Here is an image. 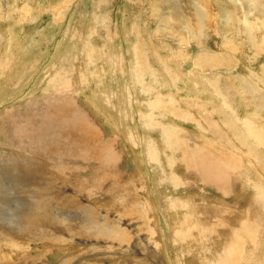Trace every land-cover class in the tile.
Returning <instances> with one entry per match:
<instances>
[{"label":"rangeland","instance_id":"rangeland-1","mask_svg":"<svg viewBox=\"0 0 264 264\" xmlns=\"http://www.w3.org/2000/svg\"><path fill=\"white\" fill-rule=\"evenodd\" d=\"M263 24L264 0H0V264L1 257L9 264H118L102 256L106 245L119 242L98 235L101 224L90 221L89 237L75 231L83 229V216L129 227L122 244L133 245L120 256L125 264H140L148 255L160 258L159 264H165L164 255L167 264H198L200 239L186 248L175 245L173 220L186 226L200 217L186 231L197 236L200 227L217 231L201 219L226 213L258 223L255 241L248 242L247 233L234 240L251 251L250 261L241 264H264V201L257 191L264 185ZM201 53L221 57L213 64L197 62ZM137 64L148 70L145 76L137 75ZM146 83L152 92L145 91ZM219 88L223 97L215 92ZM150 93L163 94L164 104L173 95L200 121L177 118L166 108L159 112L149 104ZM227 96L238 116L255 121H247L248 131L225 109ZM72 104L82 112L80 120L64 108ZM153 113L159 125L178 122L190 143L206 149L190 165L177 148L174 169L185 181L178 187L163 180L162 165L148 158L152 137L167 152L162 164L171 171L166 161L173 154L164 147L160 126L143 117ZM73 118L85 123L82 129H72ZM259 126L262 137L251 145ZM68 133L85 141L75 147ZM238 160L239 169L233 166ZM212 163L230 168L215 185L201 166L212 169ZM179 198L193 203L188 212L195 215H185ZM161 234L164 247L155 244ZM221 236L228 241V233Z\"/></svg>","mask_w":264,"mask_h":264},{"label":"bare ground","instance_id":"bare-ground-1","mask_svg":"<svg viewBox=\"0 0 264 264\" xmlns=\"http://www.w3.org/2000/svg\"><path fill=\"white\" fill-rule=\"evenodd\" d=\"M96 18V17H95ZM200 18H201V20H202V18H203V15H201L200 16ZM200 21V20H199ZM250 23V22H249ZM264 25V24H263ZM249 26H251V25H249ZM252 28V27H251ZM263 40V39H262ZM252 41H256V40H252ZM90 49V51L92 52V51H94L93 50V46L91 47V46H88ZM135 52V51H134ZM141 52V51H140ZM89 53V52H88ZM142 53V52H141ZM93 54V53H92ZM91 55V54H90ZM215 56H219V54H211L210 55V53H201L199 56H198V58H197V62L198 61H207V62H209V63H211V64H213L214 62H215V60H216V58H215ZM219 57H221V56H219ZM12 58H13V56H12ZM93 58V57H92ZM142 58V57H141ZM8 59V58H7ZM93 60V59H92ZM91 60V61H92ZM137 60V62L138 63H140V61H139V58H137L136 59ZM224 60H226V59H224ZM94 62V61H93ZM196 61H195V63H197ZM5 63V62H4ZM3 63V64H4ZM37 64V63H36ZM5 65L6 66H4L5 68L6 67H8L9 66V62H7V63H5ZM135 65H136V63H135ZM141 65L142 64H140V65H138L137 64V66H140V69L137 71L138 72V74L137 75H139V77H143V76H145L147 73H148V70L147 69H145L144 67L143 68H141ZM198 65V64H197ZM95 68V67H94ZM152 69V68H151ZM135 70V69H134ZM9 71V70H8ZM91 71H93V70H91ZM136 72V73H137ZM67 73V72H66ZM94 73H95V70H94ZM93 74V73H92ZM135 74V73H134ZM152 74V73H151ZM153 75V74H152ZM176 75V74H175ZM135 76V75H134ZM174 76V75H173ZM175 78V77H174ZM10 79V78H9ZM217 79V78H216ZM215 79V80H216ZM173 80H175V79H173ZM212 80V79H211ZM155 82H157V80H156V77H155V80H154ZM214 81V80H213ZM65 83H68V79L66 80V82ZM214 83H217V82H213V84ZM151 84V83H150ZM150 84H148V83H146V85H149V86H147L146 87V85L144 86L145 87V91H149V92H152V87L153 86H151ZM212 84V85H213ZM4 88V87H3ZM216 91V94L218 95V96H221V97H223V94H224V92H222L221 90H220V88L219 89H215ZM171 91V90H170ZM157 92V91H156ZM150 94H152V98L151 99H153L152 100V102L151 103H149L150 104V106H154L155 108H157V110L159 111V112H163L162 111V108H163V110H165L164 108H166V109H169V112L170 113H172L175 117H177V118H180V119H185V121H191L192 119V121H200L199 120V118L198 117H200V115L198 114V112H196L195 113V115H194V113H193V110H188L189 111V113H188V111L187 110H185V109H183L182 108V103H180L181 101H178L176 98H174V96L172 95L171 97L169 96V99L168 100H166V104H164V95L162 94H153V93H150ZM106 97L108 98V99H110V97L106 94ZM166 97V96H165ZM220 97V98H221ZM227 98H228V96L227 97H225L224 98V101H223V103H224V105H225V109H228L229 111H231L233 114H232V116L234 115L235 117H236V119L238 120V121H240V122H238V121H236L237 123H239L240 125H243V128H245V130L246 131H248V125H247V121L248 120H251V121H253V122H255L254 120H252L251 118H250V116H246L245 118H241L240 116H238L237 114H236V111H234L235 109H233V107H232V105H231V103H230V101L229 100H227ZM229 99V98H228ZM111 100V99H110ZM110 102V101H109ZM70 103V101L67 103V104H69ZM75 104V103H74ZM74 104H72L71 105V107L69 108V107H67V106H65L64 108H66V109H68V110H70V111H72V112H76V114L78 115V117L77 118H75V119H79L80 120V118L83 116L82 115V112L81 111H79L78 109L76 110V107L74 106ZM146 105V104H145ZM198 106H201V105H199L198 104ZM99 108V107H98ZM151 108H153V107H151ZM183 110V111H181V110ZM143 110V109H142ZM152 110V109H151ZM201 109H199V111H200ZM205 110V109H204ZM203 110V111H204ZM209 110L210 109H207L206 108V111H208L209 112ZM101 111V110H100ZM166 111V110H165ZM102 112H104V111H102ZM146 112V111H145ZM144 112V113H145ZM148 113H150V112H148ZM210 113V112H209ZM142 114V113H141ZM154 115H157L156 113H153V114H147V115H144L143 117L145 118V120H146V122H147V119L148 118H150V120L147 122L148 123V125L149 126H151V127H158L159 128V126H160V129H161V133L163 134V139L165 140V144L162 142L163 140H161V142L164 144V147L168 150H170V151H172L171 152V154H173V155H169V158H168V161H166V162H168L169 163V165L171 166V171L170 170H168V169H166L164 166H163V164H162V159H161V154L163 155L164 153H166V155H167V152H165V151H162V150H160V149H158V146L156 145V143H155V141L152 139V137H151V139H148V146H147V153H148V158H150V160H152V161H154L155 163H158V164H160V165H162V168H163V180H166V181H168L170 184H172L173 186L175 185V186H177V185H182V184H184L185 183V181H184V179L180 176V174H178V171L176 170V169H174V163H175V161L174 160H176V159H178L177 158V156H176V151H179V150H181V149H177V148H180V147H182L183 149L181 150V153H182V157H183V159H182V157H180L183 161H185V162H189L190 163V165H191V163H192V158L194 157V156H196V153L198 152V150L199 151H201V152H204V151H206V149H205V147H203V146H200L198 143H190V142H192V140L190 141V139H188V138H185L184 137V135L183 134H181V128H180V126L178 125V122H176V121H173L169 126H170V128H169V126H167V124H162V125H159L157 122H159L160 120L158 119V115L155 117V118H153V116ZM160 115H162L161 113H160ZM231 115V114H230ZM195 116V117H194ZM197 116V117H196ZM233 116V117H234ZM74 117V116H73ZM112 117V116H111ZM143 117H142V119H143ZM162 117H163V115H162ZM232 117V118H233ZM234 117V118H235ZM86 119H87V117H86ZM235 119V120H236ZM83 120H84V117H83ZM77 121V120H76ZM264 121V120H263ZM86 122H88L89 123V121L88 120H86ZM82 124H85V123H80V122H77V123H75L74 122V118H73V125H71V127H72V129L73 130H75L76 128H78V127H80ZM144 125H146L145 124V122H144ZM181 125V124H180ZM263 125H264V122H263ZM177 126V127H176ZM178 126H179V128L180 129H178ZM146 127V126H145ZM147 128V127H146ZM201 128L202 129H204V127L202 126V124H201ZM228 128H230V127H228ZM81 129H82V126H81ZM84 129V128H83ZM225 129V128H224ZM261 129H263V127L262 126H259V128H257V129H255V132L257 133V136H256V139H248V141H250V144L252 145V144H254V143H256V141H258V140H260L261 139V137H262V132H261ZM184 130V129H183ZM80 131V130H79ZM244 132V131H243ZM131 133V132H130ZM134 133V132H133ZM230 133H231V131H230ZM135 134V133H134ZM130 135V134H129ZM235 135V134H234ZM66 137H69L70 139H71V141H70V143L71 144H73L75 147H78V145L80 144V143H82V142H84L85 141V139L83 140L82 138L80 139L77 135H76V133H68V136H66ZM137 138V137H136ZM134 139H135V137H134ZM162 139V138H161ZM136 140V139H135ZM190 141V142H189ZM138 143V142H137ZM157 144H159V143H157ZM177 144H181V145H184V146H178V147H176V145ZM192 144V145H191ZM217 144V143H216ZM160 145V144H159ZM175 145V146H174ZM196 145V146H195ZM165 148H164V150H165ZM169 151V152H170ZM249 153V152H248ZM165 155V154H164ZM249 157L251 156L250 155V153L249 154H247ZM165 158H167V157H165ZM257 160H258V158H257ZM250 161V160H249ZM31 162V161H30ZM250 163H251V165H252V167H254L257 171H259V172H261L262 171V169H261V167H259L258 166V163H257V161H255V162H251L250 161ZM154 164V163H153ZM198 164V163H197ZM200 164H203V163H200ZM192 165H193V163H192ZM227 165V164H226ZM226 165H222L221 166V168H216L215 167V165L212 163V166H213V168L212 169H210V168H208L206 165H205V167H204V165H201V166H203V168L206 170L205 172H207V170H208V172H210V176H208V177H206V179H205V175L204 176H202L206 181H209V182H211V184H213V185H215L216 184V182L218 181V180H222V179H224L225 178V176H226V174H228L229 173V171H230V168L229 167H227ZM234 168H241L242 166H243V162H242V160H238V161H235L234 162ZM197 167H199V166H197ZM169 168V167H168ZM63 169L64 168H62V174H63ZM263 170H264V168H263ZM34 171V170H33ZM227 171H228V173H227ZM37 172H38V170H37ZM199 172H202L201 170L200 171H198V173ZM207 172V173H208ZM38 173H40V171L38 172ZM44 173H45V171H44ZM203 174H206V173H204V172H202ZM258 173V172H257ZM29 174H31V178L34 180V178H36V180H38V179H40V174L37 176L36 175V177H33V175H32V172L31 173H29ZM28 174V175H29ZM62 174L60 173V177L62 176ZM264 174V173H263ZM66 175H67V173H66ZM200 175V174H199ZM225 175V176H224ZM44 176V175H43ZM54 178L53 179H56L57 178V175H52ZM65 177H67V176H65ZM59 178V177H58ZM216 178H218V179H216ZM26 179H28V177L26 178ZM25 179V180H26ZM52 179V180H53ZM61 179V178H60ZM68 178H66V180H67ZM216 179V180H215ZM60 182V181H59ZM162 182V181H161ZM263 183V182H262ZM52 184V183H51ZM8 186V185H7ZM178 187V186H177ZM176 187V188H177ZM258 195H259V197L261 198V200L262 201H264V185L262 184L261 185V183H260V185H259V187H258ZM177 200H179V203H181L182 205H183V210H185V215L186 216H189V217H192V215L191 214H194L193 212H192V210L190 211V212H188V209H191V208H194V206H193V203L192 202H189V201H185V200H183V198H179V199H177ZM196 203H198V202H196ZM201 204V203H200ZM198 205V204H197ZM196 210H197V207H196ZM195 210V211H196ZM201 212V211H200ZM199 212V213H200ZM31 214V213H30ZM30 214H28V215H26V219H28V218H30L31 217V215ZM197 214V213H196ZM202 214V213H201ZM35 215V214H34ZM195 215V214H194ZM197 215H199V214H197ZM214 215V214H213ZM33 216V215H32ZM183 217H184V215H183ZM197 217V216H196ZM196 217H195V219H196ZM23 218V217H22ZM174 218V217H173ZM198 219H196L195 221L196 222H194V220L192 219V220H190L189 219V221L187 222L188 224L185 226V224H186V221H184V222H181V221H174L173 220V223H175L174 224V226L175 227H177V228H175L174 229V233H173V240H174V244L176 245V243H177V245H180L181 247H183V248H186L185 246H187V242H189V241H192V240H194V239H200V241L202 242V243H200V241H199V244L197 245V248H198V250L201 252L200 253V255H201V257H200V259L198 260V264H241L242 263V261H244V260H246V261H244V262H247V261H250V254H251V251L248 249V251H247V249H246V247H237V245H236V243H235V237L237 236V235H241V234H243V233H247L246 234V238H248V242L249 241H255L254 239H252L251 237L253 236V238H254V235H256V233H257V229H258V223L256 222V221H249L247 218H245L244 217V215L243 216H241V217H235V218H231V216H228V213H226L223 217H222V219H220L218 216H215V218H212L211 219V221L210 222H206V220H202L201 219V222H202V224L204 223L205 225L204 226H206L207 224H209L208 226L209 227H211L212 228V226H214V227H216L217 228V231L216 232H207V230H206V228H205V230L203 229V227H198L199 229L197 230L198 232L197 233H199L197 236L196 235H193L192 234V232H190L191 233V235L190 234H186V231H190L191 229H194V227H196V226H198V222H200V220H199V218L200 217H197ZM25 219V218H24ZM85 220V221H84ZM92 220H95L97 223H99V224H101V226L99 227V228H97L96 230H95V232L98 234V235H102V236H106V237H108V238H110L111 240H113V241H117V242H119L118 244H119V246H117V247H111V246H109V245H106V246H108V248H107V250L105 251V252H103L104 254L102 255L103 257H108V259H110V261H116V263H118V264H125V263H123V261H121L120 260V256H121V254H122V252L124 251V250H126V249H129L133 244H132V242H130L131 243V245H129L130 243H128V244H122V243H124V241L122 240V239H124V238H127L128 237V233L129 232H131L130 230H129V227L128 226H126L125 227V229L123 228V225H122V223H121V221H106V220H104V219H102V218H90V217H88V218H86V216H83V221H84V224H83V229L82 230H77V229H75V231L76 232H80V234H82V236L83 235H85V236H87V237H89L87 234H86V226L90 223V221H92ZM149 223H151V221H149ZM230 223H232V226H230L229 224ZM260 223V222H259ZM23 225V224H22ZM199 225H200V223H199ZM192 226V227H191ZM29 227H30V225H29ZM28 227V228H29ZM31 227L33 228V229H35V226L34 225H31ZM172 227V226H171ZM26 228V227H25ZM36 230L38 231V235L39 234H41V236H42V239H44V231H42L41 229H40V227H38V226H36ZM211 230V229H210ZM257 230V231H256ZM29 231V230H28ZM234 231V232H233ZM231 232H233L232 233V238H231V240H230V237H229V233H231ZM91 235L94 233V231L93 230H91L90 232H89ZM149 233V232H148ZM221 233H228V236H227V238H228V241L226 242V239H223V237L221 236ZM210 235V237H208L209 238V241L207 242H204V240H207L208 238H206L207 236H209ZM36 236V235H35ZM142 236V241H144L145 240V238H144V234H142L141 235ZM256 238V237H255ZM165 239H164V235L163 234H161V236H160V238L157 240V241H155V244H157V245H159V246H162V247H164L163 246V244H164V241ZM36 241V240H35ZM34 241V242H35ZM39 241V240H38ZM41 241V240H40ZM83 241V240H82ZM82 241H80V242H82ZM145 242H147V243H149L147 240L145 241ZM195 244H197V243H195ZM249 244V243H248ZM15 245V244H14ZM255 245V244H254ZM18 246V245H17ZM89 246V245H88ZM231 246H236L234 249H229ZM75 247H81V245H76ZM84 248V247H83ZM98 248V247H97ZM257 248H258V246H257ZM82 249V247L79 249L80 251H81V253H83V251L81 250ZM87 249V248H86ZM85 249V250H86ZM195 250H197V249H195ZM116 251H119L118 253H114V252H116ZM189 253V252H188ZM85 254H86V251H85ZM93 254H94V252H93ZM93 254H92V256H93ZM96 254H98V253H96ZM100 254H101V252H100ZM99 254V255H100ZM149 254H151V255H153V256H155V252L153 251V250H150L149 251ZM190 254V253H189ZM83 255V254H82ZM87 256H90V255H87ZM101 256V257H102ZM183 256V255H182ZM97 257H100V256H96V258ZM179 257V256H178ZM184 257H187V255H185ZM253 257V256H252ZM188 258H190V256H188ZM156 259V258H155ZM159 259L160 258H157V261L156 260H154V261H151L150 260V255H148V257L145 259V261H143L142 263H140V264H159ZM180 259H182V258H180ZM161 260H162V263H165V264H167V259H166V256L164 255V256H162L161 257ZM179 260V259H178ZM183 260V262H179V264H188L187 263V261L184 263V259H182ZM256 260V259H255ZM179 261H181V260H179ZM197 260H195V261H193L192 260V262H190V264H196L195 262H196ZM69 262V259H67L65 262H64V264H66V263H68ZM1 263L2 264H9V262H7L6 260H4V257H1Z\"/></svg>","mask_w":264,"mask_h":264}]
</instances>
